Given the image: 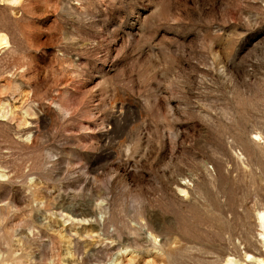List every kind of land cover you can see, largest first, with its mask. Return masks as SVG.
<instances>
[{"label": "rangeland", "instance_id": "rangeland-1", "mask_svg": "<svg viewBox=\"0 0 264 264\" xmlns=\"http://www.w3.org/2000/svg\"><path fill=\"white\" fill-rule=\"evenodd\" d=\"M0 264H264V0H0Z\"/></svg>", "mask_w": 264, "mask_h": 264}, {"label": "bare ground", "instance_id": "bare-ground-1", "mask_svg": "<svg viewBox=\"0 0 264 264\" xmlns=\"http://www.w3.org/2000/svg\"><path fill=\"white\" fill-rule=\"evenodd\" d=\"M259 263H261V261H259Z\"/></svg>", "mask_w": 264, "mask_h": 264}]
</instances>
